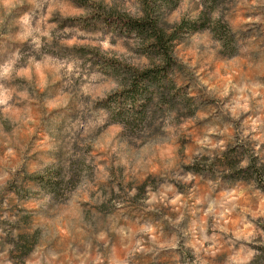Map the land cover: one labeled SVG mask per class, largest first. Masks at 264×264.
Returning <instances> with one entry per match:
<instances>
[{"label":"clouds","instance_id":"obj_1","mask_svg":"<svg viewBox=\"0 0 264 264\" xmlns=\"http://www.w3.org/2000/svg\"><path fill=\"white\" fill-rule=\"evenodd\" d=\"M0 264H264V0H0Z\"/></svg>","mask_w":264,"mask_h":264}]
</instances>
